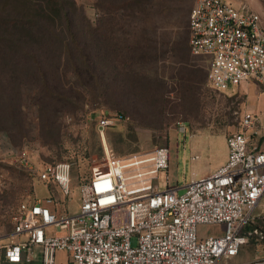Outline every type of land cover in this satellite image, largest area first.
<instances>
[{"label": "built area", "instance_id": "obj_1", "mask_svg": "<svg viewBox=\"0 0 264 264\" xmlns=\"http://www.w3.org/2000/svg\"><path fill=\"white\" fill-rule=\"evenodd\" d=\"M187 23L189 51L203 58L212 90L233 93L246 83L264 91V24L255 9L241 0H193ZM126 118L109 111L96 117L104 155L80 187L77 212L63 211L50 198L17 205L15 240L0 245L5 262L29 263L39 249L41 264H56L57 251L66 253L65 264H219L251 240L244 228L264 195V146L255 112H240L237 129L225 137V161L190 179L182 191L169 182L168 146L110 153L105 132ZM37 174L68 195L69 163L42 161ZM204 224L221 225L223 232L201 236ZM261 236L244 264H264Z\"/></svg>", "mask_w": 264, "mask_h": 264}, {"label": "rangeland", "instance_id": "obj_2", "mask_svg": "<svg viewBox=\"0 0 264 264\" xmlns=\"http://www.w3.org/2000/svg\"><path fill=\"white\" fill-rule=\"evenodd\" d=\"M34 1L43 3L42 0ZM74 1L84 16L75 20L79 35L85 26L95 30L91 39L85 35L79 40L83 45L89 44L87 51L99 76L103 72L95 50L102 43L101 33L105 26L114 31L110 42L114 43L115 39L120 46H126L131 38L141 37L142 41V28H148L149 37L154 39L156 46L162 39L180 43L187 34L186 26L182 28L181 23L186 24L193 4V0H165L168 11L160 14L151 10L147 21L142 23L119 16L104 21L96 0ZM241 1L255 9L264 24V0ZM139 53L138 50L136 55ZM169 53L163 59L141 62L128 58V52L124 51L122 60L127 58L129 61L126 68L110 54L107 75L99 81L90 80L88 87L83 84L88 77L82 75L78 79L69 68L67 56L62 54L59 70L47 69L45 82L61 98L45 92L44 83L38 79L22 83L7 78L0 83L11 102L7 108L0 95V245L14 239L12 216L22 201L50 198L63 211H78L80 187L94 174L104 155L95 129L100 112H122L127 116L126 120L105 132L107 145L114 156L154 145L168 146L169 182L177 185L179 191L190 179L208 175L219 166L225 154V137L237 129L242 110L248 109L258 115V129L264 133L263 91L245 83L241 84L243 90L237 92L214 91L207 84L206 64L202 59L189 54L188 59L178 62ZM191 74L193 80L188 78ZM148 80L151 84H161V96L154 99L129 86L147 84ZM46 116L55 119L54 131H47L44 126L42 119ZM255 137L258 135L253 134L252 138ZM263 141L264 136L259 142L262 146ZM42 161L69 163L68 195L65 196L55 183L38 178L37 168ZM222 232L221 225L198 227L201 236ZM242 248L239 256L222 258L219 264H234L244 259L250 251L245 245ZM55 259L56 264H65L66 254L57 251Z\"/></svg>", "mask_w": 264, "mask_h": 264}, {"label": "trees", "instance_id": "obj_3", "mask_svg": "<svg viewBox=\"0 0 264 264\" xmlns=\"http://www.w3.org/2000/svg\"><path fill=\"white\" fill-rule=\"evenodd\" d=\"M42 1L43 3H37L34 0H0V83L7 78L13 82L21 81L22 83L38 79L44 83L45 92L57 97L59 94L54 93L45 83L47 80L46 70L57 72L60 68L62 54L67 56L69 68L78 79L82 75L88 77L87 82L83 83L87 87L90 80L99 81L101 77L107 75L110 54L124 68L129 65L127 58L122 60L124 51L128 52V58H136L141 62H150L153 58L163 59L167 54L170 55L169 51L172 57L177 58L178 62H182L188 59V55L191 54L189 47L186 45V40H188L187 22L186 24L181 23V27L185 28L184 26H186L187 29V34L180 42L181 45L179 42L162 39L159 46H156L154 39L149 37L148 28H142V34L140 35L143 37L142 41L141 37L140 39L136 38V40L131 38L129 39L130 43L126 46H120L115 39L114 43L110 42V35L113 37L114 31L105 26L101 33L102 43L95 50V57L100 59L103 72V75L99 76L90 59V52L87 51L90 48L89 44L84 43L83 45L79 40V37L85 35L87 39H91L95 30L90 26H87L88 29H86L85 26L84 29L82 28V35H79L75 20L77 17L81 18L83 14L75 1ZM112 1L96 0L97 6L102 11L101 19L104 18V21L119 16V18L137 19L143 23L149 18L151 10H157L161 14L169 9L165 0H114V3ZM132 35H135V33H132ZM138 50L140 53L137 56L136 52ZM131 52L132 54L129 55ZM191 56L203 60L202 57L192 54ZM43 59L48 61H43ZM49 59H52V61ZM21 69L24 71L23 73L19 72ZM133 74L138 76L137 73ZM188 78L193 80V75L191 74ZM129 86H132V89L139 90L138 93L142 92L149 95V97H154V99L158 95L161 96L159 93L161 84L159 82L151 84V80H148L147 84H139L138 86L132 84ZM0 95L4 104L9 108L11 102L7 100L8 94L1 86ZM118 113L124 115L122 112ZM44 118L42 122L47 131H54L55 119L50 116ZM121 140H123L122 137ZM256 226L257 224L254 225L250 222L244 228L245 232H251V239H259L257 232H253V228Z\"/></svg>", "mask_w": 264, "mask_h": 264}, {"label": "crops", "instance_id": "obj_4", "mask_svg": "<svg viewBox=\"0 0 264 264\" xmlns=\"http://www.w3.org/2000/svg\"><path fill=\"white\" fill-rule=\"evenodd\" d=\"M242 85L239 87V90H243ZM246 85H251V84H246ZM258 134L260 135V137H263L264 136L263 131H258ZM225 146H226V144H225ZM226 155H227V148H225L224 157L222 158V160H220V162L218 163V165L222 164L225 161ZM252 224H254V225L257 224L258 227L257 226L254 227L253 228V230H254L253 232H257L258 237L261 238L262 237L261 234L264 235V195L261 197V199L259 200L258 204L256 205V207L254 209V218L252 220ZM13 240H15V237H14ZM257 244H258V241H257L256 238H253V239L249 240V242L246 243L245 246H247V249L250 251V253L248 254V256H245L244 259L238 261L237 263L235 262L234 264H244L245 262L251 260L253 258V256H254V253H255ZM241 251H243V248H241V250L239 251V253L236 256H239V254L241 253ZM236 256H234V257H236ZM22 263H24V262H20V263H7V262H5L3 260V255L0 252V264H22ZM27 264H41V254L39 252V249H36L35 250L32 261L29 262V263H27Z\"/></svg>", "mask_w": 264, "mask_h": 264}]
</instances>
